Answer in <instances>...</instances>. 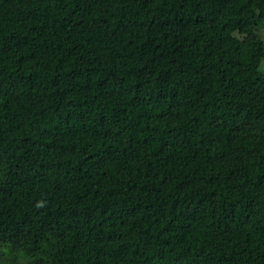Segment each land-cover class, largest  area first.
Returning <instances> with one entry per match:
<instances>
[{
  "label": "trees",
  "instance_id": "trees-1",
  "mask_svg": "<svg viewBox=\"0 0 264 264\" xmlns=\"http://www.w3.org/2000/svg\"><path fill=\"white\" fill-rule=\"evenodd\" d=\"M264 0H0V255L264 264Z\"/></svg>",
  "mask_w": 264,
  "mask_h": 264
},
{
  "label": "rangeland",
  "instance_id": "rangeland-1",
  "mask_svg": "<svg viewBox=\"0 0 264 264\" xmlns=\"http://www.w3.org/2000/svg\"><path fill=\"white\" fill-rule=\"evenodd\" d=\"M260 34L261 37L264 39V27L262 28ZM0 264H32V263H30V261L26 257L20 258L12 253H7L0 255Z\"/></svg>",
  "mask_w": 264,
  "mask_h": 264
}]
</instances>
